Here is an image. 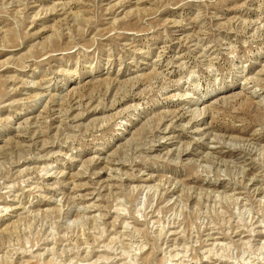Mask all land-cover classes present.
Masks as SVG:
<instances>
[{
    "label": "rangeland",
    "instance_id": "rangeland-1",
    "mask_svg": "<svg viewBox=\"0 0 264 264\" xmlns=\"http://www.w3.org/2000/svg\"><path fill=\"white\" fill-rule=\"evenodd\" d=\"M0 264H264V0H0Z\"/></svg>",
    "mask_w": 264,
    "mask_h": 264
},
{
    "label": "bare ground",
    "instance_id": "bare-ground-1",
    "mask_svg": "<svg viewBox=\"0 0 264 264\" xmlns=\"http://www.w3.org/2000/svg\"><path fill=\"white\" fill-rule=\"evenodd\" d=\"M209 136V135H208ZM117 175V174H116ZM148 179V177H146ZM101 216V215H100ZM171 249V248H170ZM21 251V250H20ZM195 260V259H194ZM98 261V260H97ZM93 263V262H92ZM109 263V262H108Z\"/></svg>",
    "mask_w": 264,
    "mask_h": 264
}]
</instances>
